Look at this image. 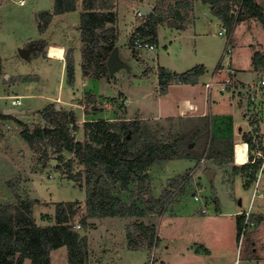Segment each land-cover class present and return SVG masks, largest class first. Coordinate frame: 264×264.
Masks as SVG:
<instances>
[{"label": "rangeland", "instance_id": "1", "mask_svg": "<svg viewBox=\"0 0 264 264\" xmlns=\"http://www.w3.org/2000/svg\"><path fill=\"white\" fill-rule=\"evenodd\" d=\"M21 1L23 2L22 4L18 0H0V94L20 91L21 86L19 85H13L10 89L7 88L6 82H9L7 81V75L25 72L27 74H36L37 72L40 74V71H43L46 74V78H44L47 83L42 82L37 83V85L34 83L36 79L32 78L27 79V82H29L28 86H23L28 91H39L42 89L45 91L44 94L55 97L58 91L59 94L62 92V89L66 91L69 83L66 81V78L59 82V73L53 70V68H56V60H50L53 64L45 60V57H47V44L50 42L61 44L64 48L63 60L65 61L67 50H71V45L73 43L74 45H79L80 43L79 19L77 17L74 28H68V25H65V20L69 19L70 23H73V14L54 15L44 32L40 33L37 29L35 13L41 10H50L52 0ZM77 1L79 8L81 7L80 0ZM168 1L171 0H165L166 3ZM257 1L262 5L264 11V0ZM118 2L119 0H114L115 9ZM120 2H128L132 11L140 5L153 7L157 4V0H120ZM166 3L162 6L164 13H167ZM237 7L236 5L234 9L235 13H237ZM143 15L142 18L138 19L134 16V26L137 23H142L143 20H148L147 14L143 13ZM184 15L186 18L183 21V28L177 25H169L168 22L173 20L172 18L158 22L156 25L158 44L157 42L155 43L156 46L153 51L142 50L136 52L131 50L128 41L131 32L128 33L125 31L127 27H123L124 32L120 34L117 46L119 48L118 58L126 66L115 69L112 74L113 76L109 77L108 75L109 81H103L102 87V92H105V94L115 95L110 101L113 102L117 110L112 109V112H110L103 102L99 100L88 103L86 105L88 109H91L92 106H99L101 109L99 115L101 116L112 117L114 111L118 113L117 116H125L123 115V109L120 107V104L123 106L124 102L120 98V92H118L122 91L127 94L129 99H134L128 104L130 109L146 105L149 107L148 116H151L152 112L157 113L160 110L162 102L159 105L157 100L160 99L159 101H162V99L166 98L156 88V77L151 74L149 76L142 74L141 69L143 64L135 61L138 53L141 59L148 62L149 65L157 67L159 63V66L164 67L166 70L169 69L176 72L187 70L202 63L206 70L201 78L202 80L210 81L213 77L215 80L224 78L228 74L226 71L230 69V66L246 67L252 59L256 60L255 57L257 55L254 53L258 51V47L259 49L263 47L264 51V24L255 18L236 22L227 40V34L225 36L218 34L219 29L223 25L211 12L208 4L202 3L199 0H192V7ZM173 21L175 23L178 22L177 20ZM114 27L118 36L117 25L115 24ZM127 33L128 35H126ZM38 37H42L41 39L46 43L40 49L30 51L27 59L22 58L19 54V49L26 45L29 38L35 39ZM65 42L67 46H65ZM227 42H229L231 52L229 54L225 53V56H223ZM249 46L255 50L251 51ZM218 64L223 68L220 74H214ZM151 69L153 70V68ZM140 73L142 76H139ZM80 76L81 74L78 72L76 77L77 86H82L83 78ZM241 76L245 79L252 78V80L257 78L254 71L248 69ZM11 78L15 77L12 76ZM252 80L250 83L256 84L258 78L255 81ZM86 82L87 84L82 86V88H89L93 84L90 79L86 80ZM172 83L174 82L172 81ZM218 86H214L213 93L217 90L219 91ZM25 88H22V92L25 91ZM184 89L186 88L172 85L169 88V97L167 98L181 94ZM44 96L46 95L23 98L24 105L31 102L33 109H36L53 102L47 98L45 99ZM3 103H6V105ZM0 104L5 106L11 105L9 99H0ZM64 105L61 103L58 108L65 109ZM10 107L14 106L11 105ZM67 110L71 109L68 108ZM77 111L79 112L78 109ZM28 112L27 115L30 114L29 116L33 117L31 119H27L26 117L27 123L44 122L40 118L41 115L39 116L40 111L29 109ZM75 118L77 128L73 131V136L76 140L83 141L86 138L83 133V119L77 116ZM87 118L85 117L84 119ZM206 119L197 118L195 121L192 120L191 125L181 131L183 135L188 137L187 140H190L188 145L192 139L189 136H194L193 132L201 127L202 124H206ZM149 120H143V127L145 125L147 127L148 125V128L144 127L141 130H144V133L150 131L149 136L151 140L159 143L167 139V141H173L175 135L173 130L178 125L176 122H146ZM11 130L13 131L14 128L10 130L6 129V133H9ZM17 135L23 140L18 133ZM206 138V134L197 137V139L195 137L192 140L195 144L193 145V150L196 149L201 152L204 149L203 146H205ZM23 142L28 148L27 143L24 140ZM30 153L32 156L31 150ZM194 153L196 154L197 152L194 150ZM63 155L64 158L60 161L51 159L48 166L44 169H40L41 166L37 164L35 160L37 156L34 154L29 159V155L21 157L18 153H15L16 158H13V160L16 161V165H13L11 162H9L11 165H8L4 160L5 157H0V202H16L14 195L6 186V180L9 179L18 188V192L23 199H38L39 202L33 207V217L38 225L43 226L52 223L53 218L49 220L43 215L48 214L52 216L54 214L55 202L70 200L81 202V209L76 217V224H79L78 218L85 214L84 174L82 172L84 171V167L78 162L73 153L63 151ZM68 160L71 161L70 169L73 173L81 172L83 177L80 182L69 179L66 173L62 172L67 171L68 166L66 165V161ZM202 160L201 157L198 162H195L193 164L195 169H193L194 166L191 163L178 159H167L164 162L168 166L163 167V159L158 158L147 167L146 171L150 177L149 182L145 183L140 191L136 182H131L128 188L122 191L114 189V195L128 202L134 198L136 199V203L146 209V215L142 218V221L152 223L154 226V248L148 246L146 239L143 238V235L139 231L134 227H130L132 223L124 225L125 219L119 218V216L113 218L109 216L88 218L89 226L86 230H83L81 226H76V228L80 233L87 236L88 258L90 262L94 260V264H149L150 253L152 251L154 264H165L161 259V250L167 244L170 247L168 261L171 263L169 264H230L232 258H235L237 248V242L234 249L231 246L233 230L231 228L232 220L230 216L218 214L212 200L206 203V213L200 211L201 202L203 201L202 203H204L207 190L212 186L204 170L211 169L213 171L216 167L214 165L215 161L206 163L202 162ZM57 165H59V168ZM197 167L201 168L200 172H197ZM191 170H193V176L190 174ZM180 176H186V181L180 186L174 187L171 180H178ZM165 190L172 192L167 203L162 206H154V198L159 197ZM133 192H135V195L131 196ZM193 192L199 194L201 201L193 198ZM245 196L244 207L247 206L248 194L245 193ZM149 198L151 199L150 201L147 200ZM101 226L105 227L104 235H102ZM124 228L125 233L126 230L133 233L131 242L128 239L126 240L124 236ZM124 239L126 242H124ZM245 239L246 237H243L242 246H240L239 264H264V262L256 263L255 261L242 259L246 250ZM124 248L133 249L134 251L125 254ZM50 256V264H68L65 247L53 250ZM23 264H31V262L29 259H25Z\"/></svg>", "mask_w": 264, "mask_h": 264}, {"label": "trees", "instance_id": "2", "mask_svg": "<svg viewBox=\"0 0 264 264\" xmlns=\"http://www.w3.org/2000/svg\"><path fill=\"white\" fill-rule=\"evenodd\" d=\"M208 4L211 12L221 21L229 35L236 22L248 18H255L264 24V11L257 0H199ZM165 0H157L152 11L147 14L148 20L144 25L137 27L143 36L151 35V41L156 40V25L159 21L172 18L177 20V26L183 28L185 12L192 7V0H171L166 3L164 13L162 6ZM81 13L78 29L81 47L82 70L92 77H107L106 59L110 51L116 46L117 33L114 25L117 22L114 0H80ZM237 13H235V6ZM78 8L77 0H52V10H41L35 13L38 32L43 33L52 17L57 14L75 11ZM182 22V23H181ZM40 49L46 42L43 39L36 41ZM254 66L264 67V53L255 51ZM254 55V56H255ZM65 78L70 84L74 79L72 49L67 50L65 58ZM260 60V61H259ZM258 62H260L258 64ZM205 71L203 64L195 65L181 73L168 72L164 67H157L160 92H165L169 80L194 84ZM43 123H26L12 115L0 113V120L12 119L19 126L20 137L27 142L31 152L37 156L36 162L41 167L48 162L64 158L63 151L73 153L78 162L84 167V194L85 214L78 218L83 230L89 226L88 218L107 216H136L146 214V209L132 198L130 202L114 195V189L119 191L128 188L131 182H136L141 190L149 182L146 169L156 159L197 158L187 145L182 147L177 139L173 142L159 143L150 139L147 132L140 129L137 121H109L106 119L85 120L83 133L85 140H76L73 131L76 130V118L72 110L57 108L50 102L40 110ZM250 160L241 165H233V173L238 169L250 172L258 170L259 158L252 159L253 148L250 139ZM230 151L211 153L207 157L222 158L232 155L233 143L230 141ZM50 150V151H49ZM55 155V156H54ZM251 159L253 160L251 162ZM66 173L69 179L80 182L81 172L73 173L70 169L71 161H66ZM59 168V165H57ZM98 169V170H97ZM186 176L178 180H171L174 187L186 181ZM7 188L14 195L16 202H0V264H23L29 259L31 264H50V254L60 247L66 248L68 264H86L88 258V242L86 234L76 228V217L79 214L81 202L78 200L55 202L54 214L43 215L52 219V223L38 225L33 217V207L38 199H23L18 188L11 181H6ZM171 191H163L153 200L154 206L165 205L171 197ZM135 195V192L131 196ZM150 201L151 199H147ZM151 208V207H150ZM244 215L238 219V232L242 226ZM134 227L148 246L155 243L153 225L143 222H134ZM128 227V228H130ZM126 237L131 242L133 233L126 230Z\"/></svg>", "mask_w": 264, "mask_h": 264}, {"label": "crops", "instance_id": "3", "mask_svg": "<svg viewBox=\"0 0 264 264\" xmlns=\"http://www.w3.org/2000/svg\"><path fill=\"white\" fill-rule=\"evenodd\" d=\"M119 2L117 3L116 9H115L116 14H117L116 25L118 29L116 46H117L120 34L124 32L123 27L126 26L127 30L125 31L129 33V32H132V30L134 29V24H135V18L133 15V11L129 7V3L128 2L119 3ZM150 8L152 9V7ZM77 9L75 11L66 12V13L73 14L74 16L73 23H70L69 19L65 20V25H68L67 26L68 28H74L76 21H77V17L79 19V16L81 13V7ZM50 10H52V5L50 7ZM66 13H63L62 15ZM78 24H79V20H78ZM128 33L126 35H128ZM41 38L42 37L40 38L38 37L35 39L29 38V41L26 42V45L30 42H35V40H38ZM156 42L158 44L157 27H156V40L154 41V43ZM56 43L57 42L55 43L50 42L49 44H47V47L49 45L61 46V44H56ZM26 45L22 48L27 47ZM65 46H67L66 42H65ZM82 46H83V43L81 42V40H80L79 45H74V43L71 45L70 49H72V52H73L72 57H73V66H74V79L72 83L67 85L66 91L62 89V92L60 94L58 91L55 97L44 94L45 91L42 89H40L39 91H33V90L28 91L23 86V85L28 86L29 82H27V79H32V78L36 79V81L34 82L35 84L42 83V82L47 83L45 79L46 74L43 73V71H40V74L38 72H37L38 74L37 73L27 74L25 72V73H17L16 75H13V74L7 75V79H8L7 81L9 82H6V84H7L8 89L12 88L13 85L21 86L19 92L12 90L13 91L12 93L6 92L5 94H0V99H5V100L9 99L10 104L14 106L12 108L15 111L12 114H8V115H12L13 117L18 118L27 123L28 120H25V118L27 117V119H31V117H33V116L30 117L29 116L30 114L27 115L29 113L28 110L31 109V110L40 111L41 109L44 108L45 105H43L42 108L33 109V105L31 104V102L27 103V105L26 104L24 105L23 98H26V97L33 98L38 95H46L44 96L45 99L47 98L55 102V104L58 106L61 105V103L65 104L64 105L65 110H67L68 108L71 109L74 112V115H76L77 117H82L83 122L85 120H97V119H106L109 121H125V122L137 121L139 123L140 129L142 128L144 129V127L148 128V125L147 127L146 125L143 127L144 124L142 122L145 119H150L149 121H146V122H150V121L176 122L178 125L173 130V132H175L173 140L177 139L182 147H185L187 145L189 148H191L193 155L200 156V158L202 157L203 159L202 162L212 163L215 161L214 165L216 167L212 171L213 172L212 178L209 179L210 182L212 183V186L209 187V190H207V194L204 197L205 199L204 203H202L203 201L201 202L202 205H201L200 211L203 213H206L207 212L206 203L212 200L215 204V209L218 214L222 216H227V215L230 216L232 220L231 228L233 230V233H232L233 238L231 241V246L234 249L236 242L238 241L237 240L238 239L237 223L241 215L240 211L245 210L249 205V202L253 195V191L255 189L256 176H257L258 170L262 163V156H264V84L259 83L260 79L264 78V67L261 65L254 66L252 64V61L246 67H237V66L231 67L230 66V69H227L226 71V73L228 74H226L224 78H226L227 76H232L234 80L233 85L228 86V88H226L225 90H220L218 86L219 91L217 90L215 93H213L214 86L218 85V82L223 80L224 78H220V79L218 78V80H215V78L213 77L212 80L214 81V83L211 86V90L208 91L205 87V83L208 82V80H202L201 78L202 75L205 73V71L203 74H201L198 77L197 82L194 84L176 82L174 79H171L169 80V84L166 87L165 92H159L166 99L164 100L162 99V101H159L160 99L157 100L159 105H160V102H162L161 108L159 111H157V113L152 112L151 116H148L149 107L146 105L130 109L128 104L134 99L132 98L129 99L127 94H125L122 91H118L120 92L119 94L120 98H122L124 102L123 106L120 104V107L123 109V115L125 116H117L118 113H115L114 111L112 117H106V116L99 115L100 110H101L99 106L98 107L92 106L91 109H88L86 105H88V103L90 102L99 100L103 102V104L109 109L110 112H112V109L117 110L115 109L113 102L110 101V99L115 95H108V94H105V92H102L103 81H106V80L109 81V77L113 75H109V77L95 78V77L90 76L89 74L84 73L81 67L82 65L81 47ZM252 50L254 51L255 49H251V51ZM258 51L264 53L263 47L261 49H259L258 47ZM29 54L27 58L29 57ZM139 55H140L139 53L136 55L137 57L135 58V61H137V63L139 64H143L142 65L143 67L141 69L142 74H144L145 76H149L150 74L154 75L156 77V83H157L156 88L160 91L158 75L156 73V69L159 66V63L157 64V67L151 66L148 64V62L143 61L141 59V56ZM51 59H54L57 61L56 68H53V70L59 73V82H61L62 79L64 80L65 78V61L63 60L64 58L63 59L52 58L48 55L47 57H45V60L53 64L50 61ZM231 63L232 61L230 62V65ZM151 68H153V70ZM222 68L223 67H221L220 64H218V67L216 68L214 74H220ZM246 69L250 71H254L256 75L255 77L258 78V81L256 82V84L250 83L252 78L250 79L242 78L241 75L243 74V72L246 71ZM167 71L172 72V73L183 72V71L176 72V71H172L169 69H167ZM78 72H80L81 74L80 77L83 78L82 86L87 84L86 80L88 79L92 80V83H93L92 86H90L89 88H82V86L80 85L77 86L76 77H77ZM142 74L140 73L139 76H142ZM12 76L15 78H11ZM255 80H252V81H255ZM172 81L174 83H172ZM171 84L174 86H181L186 89H184V91L181 94L167 98L169 97L168 91H169V88L172 86ZM22 88H25V91L22 92ZM57 97L59 101H57ZM11 100H15V102L18 101V104L13 105L11 103ZM3 104L6 105V103H3ZM3 104H0V113L5 114L4 113L5 108H10L11 105L5 106ZM71 106H74V107H71ZM77 109L79 110V112L77 111ZM85 117H88V118L84 119ZM40 118L42 119L41 116ZM197 118H207L206 119L207 123L206 124L204 123L201 125V127L197 128L193 132L194 136L192 135L189 136V137H192V139H191V143L188 145V142L190 140H187L188 137L186 135H183L181 131H183L185 128H188V126L191 125L192 120L195 121L197 120ZM42 122H43V119H42ZM13 128H14L13 131L11 130L9 133H6V129L10 130ZM17 133L19 134V126L14 122V120L12 119L0 120V157L2 156L5 157L4 160L8 163V165H11V163L13 165H16V161L13 160V158H16L15 153H18L21 157L24 155L25 156L29 155V159L33 157V154L31 156L29 146L27 148L26 145H24L23 140H21L18 137ZM147 133L150 134V131ZM205 134L207 135V138H206L205 146H203L204 149L201 150V152L194 149L197 152L195 154L193 150V145L195 144L192 140L195 137L197 139V137L201 135H205ZM248 139H250V143L253 145L252 146L253 148L250 151V153H252V159L259 158L260 160L258 170L254 172L251 175V177L249 176L250 172H246V171L242 172L241 169H238V172L236 174L233 173L234 164L241 165L250 160L249 152H248L249 143L246 141ZM167 140L163 141V143L170 142ZM230 141L233 143V146H232L233 151H232L231 156H229L230 155L229 154L228 156L217 158V157H207L205 155L208 151H210L213 154L219 153V151L221 152L226 151L227 153H231ZM237 143H244L247 145L246 161L244 163H237L236 161V144ZM200 158L197 159L193 157V158H173V159H178L183 162H189L193 165L195 162H198ZM224 158L225 160H223ZM252 159H251V162L253 161ZM166 160L167 159H163V167L168 166V165H165L164 161ZM44 168H40V169H44ZM193 169H195V166L193 167ZM196 170L197 172H200L201 168L197 167ZM192 171L193 170H191L190 174L193 176L194 174L192 173ZM263 174L264 172L259 177L256 194L252 198L253 204L251 208V221L253 222V224L248 227V230L243 236V237H246L245 242H244L246 243L245 244L246 250H245L244 255L242 256V259L255 261L256 263L264 262V176H262ZM158 178H161V177H158ZM6 181H11V180L7 179ZM245 193L248 194L246 207H244V201L246 199ZM198 200L201 201L200 196ZM144 216H141V217L119 216V218L125 219L124 225L131 224L134 222H143L146 225H153L152 223H146L145 221H142L143 220L142 218ZM109 217L113 218L115 216H109ZM103 229L104 230H102V235L105 234L104 226H103ZM123 232L127 240V237L125 234V228L123 229ZM126 240L124 239V242H126ZM164 242H167V241H164ZM242 242H243V239H242ZM202 247L204 246L202 245ZM185 249H189V248H185ZM169 250H170V247L167 244H165L161 250V253H162L161 259L164 261L165 264L171 263L170 261H168L169 260L168 258ZM206 250L208 251V249ZM124 251H125V254H129L134 250L124 248ZM233 259L234 257L232 258L230 264L232 263ZM87 261H89L88 264H94V260L93 262H90L88 258Z\"/></svg>", "mask_w": 264, "mask_h": 264}, {"label": "built area", "instance_id": "4", "mask_svg": "<svg viewBox=\"0 0 264 264\" xmlns=\"http://www.w3.org/2000/svg\"><path fill=\"white\" fill-rule=\"evenodd\" d=\"M18 2L23 3L21 0H18ZM133 14H134L135 17H137V19L138 18H142L144 16L143 12L139 9V6H137L136 8L133 9ZM144 22H145V20H143L142 23H140V24L137 23L134 26V29L132 30V32L130 33V35L128 37V41H129L131 50L136 51V52L137 51H142V50H148V51L155 50V46L156 45H155V43L153 41L150 40L151 39V35L147 34L146 36H143L140 33V31H138V29H137V27H139V25L143 26ZM218 34L222 35V36H225L227 34L226 28L224 26L221 27V29H219V31H218ZM229 35L227 34V36H226L227 40L230 37ZM228 43L229 42L226 43L227 45L224 48L223 56H225V53L229 54L231 52V48H230V45ZM231 72H232V70H231ZM231 78H232V76H227L226 78H224L223 80L218 82L220 90H225L228 86L233 85V81L234 80L231 79ZM213 83H214V81L212 79L205 83V87H206V89L208 91L211 90V86H212ZM259 83L260 84H264V78L260 79ZM58 100L59 99L57 98V101ZM11 103L13 105H15V104H18V101L15 102V100H11ZM14 111L15 110L12 107H10V108H5L4 113L5 114H12ZM263 172H264V156H262V163H261V166H260V168L258 170V173H257V176H256L255 189L253 191L252 198L256 194L258 180H259L260 175ZM193 198L195 200H198L199 199V194L197 192H193ZM252 198H251V200L249 202L248 207L245 210L240 211V214L244 215L243 223H242V226H241V228H240V230L238 232V241H237V248H236L235 258L233 259L231 264H239V262H240V246L242 245L243 236L246 233L247 228L253 224V222L251 221V208H252V204H253V199ZM76 226L79 227L80 225L76 224ZM152 247L154 248V244L152 245ZM150 257L151 258H150L149 264H154V262H153V252L152 251L150 253Z\"/></svg>", "mask_w": 264, "mask_h": 264}, {"label": "water", "instance_id": "5", "mask_svg": "<svg viewBox=\"0 0 264 264\" xmlns=\"http://www.w3.org/2000/svg\"><path fill=\"white\" fill-rule=\"evenodd\" d=\"M139 9L143 13H149L152 11V9L148 6L145 5H140ZM169 25H176V23L173 20H170L168 22ZM38 48V44L35 42H30L27 47L19 49V54L22 58H27L28 54L32 50H36ZM106 66L108 70V74L112 75L115 69L119 67L126 66L125 63H123L119 58H118V47L114 46L113 49L110 51L109 55L107 56L106 59ZM58 108V105H56ZM9 112V111H8ZM98 170V169H97ZM205 175L208 179H211L213 176V172L211 169H206L205 170ZM103 230V226L100 227Z\"/></svg>", "mask_w": 264, "mask_h": 264}, {"label": "bare ground", "instance_id": "6", "mask_svg": "<svg viewBox=\"0 0 264 264\" xmlns=\"http://www.w3.org/2000/svg\"><path fill=\"white\" fill-rule=\"evenodd\" d=\"M47 55L52 58L63 59L64 58V49L59 45H49L46 48ZM246 149L247 145L244 143L236 144V161L237 163H244L246 161Z\"/></svg>", "mask_w": 264, "mask_h": 264}]
</instances>
